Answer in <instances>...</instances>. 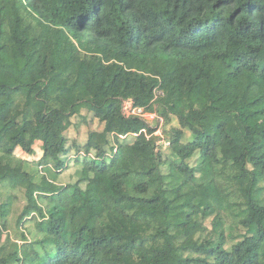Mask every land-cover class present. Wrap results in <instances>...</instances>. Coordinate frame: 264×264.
<instances>
[{
    "label": "trees",
    "instance_id": "trees-1",
    "mask_svg": "<svg viewBox=\"0 0 264 264\" xmlns=\"http://www.w3.org/2000/svg\"><path fill=\"white\" fill-rule=\"evenodd\" d=\"M263 193L264 0H0V264H264Z\"/></svg>",
    "mask_w": 264,
    "mask_h": 264
},
{
    "label": "rangeland",
    "instance_id": "rangeland-1",
    "mask_svg": "<svg viewBox=\"0 0 264 264\" xmlns=\"http://www.w3.org/2000/svg\"><path fill=\"white\" fill-rule=\"evenodd\" d=\"M82 116L83 117H86L88 116L86 122H84L83 118L82 117H73L72 118V126L70 127V129L66 132V137L69 138V140H73V139H76V140H79L82 144L85 142V139L87 137V134L89 133L90 130H93V129H101L102 126L100 125V123H98L97 121L95 120H91V117H90V114L86 112V110H83V113H82ZM171 119V122L169 124L166 125V133H164V128L163 130H161L162 134L164 137H168L167 133H168V130L170 127H172L174 124L176 125V120L175 118H170ZM155 121H152V124L155 126ZM174 125V126H175ZM34 148V155H26L24 153H22L20 151V148L16 149L15 150V153L19 156H26V157H32L34 159L37 160V158H39L41 156V151L39 149V146L38 144H34L33 146ZM71 169H66L64 171V176H69V174L71 173ZM264 195V193H263ZM19 196V195H17ZM20 199L17 200V202H19ZM18 208V205L17 204H14V210ZM15 225V219L13 220V222L11 223V226L4 232L6 235H10L13 237V238H18L19 234L15 233V231L12 229ZM19 232L23 233L25 235V237L27 238V240H34V236H39V234L37 233V227L35 226V223H29V222H25L24 225H19ZM40 237V236H39ZM21 243V242H20Z\"/></svg>",
    "mask_w": 264,
    "mask_h": 264
},
{
    "label": "built area",
    "instance_id": "built-area-1",
    "mask_svg": "<svg viewBox=\"0 0 264 264\" xmlns=\"http://www.w3.org/2000/svg\"><path fill=\"white\" fill-rule=\"evenodd\" d=\"M160 94H162L161 91L156 90L154 97L152 99L155 100ZM121 112L124 117H138L142 120H144L146 123H148L151 127L154 128L153 135L156 137L155 140V146L156 150L161 151L162 153L166 151L171 146V141L167 137H164L161 130L166 129L164 118L161 114H159L158 109L154 111L147 110L146 108L142 106H137L134 104V101L132 98H126L121 100ZM158 106L157 104H154L153 107ZM152 121H155V126L152 124ZM163 130V131H164ZM141 132L146 134V129L140 130L138 133H132L133 135H138ZM111 135H117L114 133H111ZM118 136V135H117ZM126 135H120L118 137L124 138ZM148 138L150 135H146ZM114 151H116V147L114 148Z\"/></svg>",
    "mask_w": 264,
    "mask_h": 264
},
{
    "label": "crops",
    "instance_id": "crops-1",
    "mask_svg": "<svg viewBox=\"0 0 264 264\" xmlns=\"http://www.w3.org/2000/svg\"><path fill=\"white\" fill-rule=\"evenodd\" d=\"M175 125V124H174ZM173 125V126H174ZM176 125H177V123H176ZM97 131H100V130H97ZM118 135V134H117ZM114 136H116V135H111V133H110V137H112V138H114ZM118 136H120V135H118ZM120 138V137H119ZM122 139V138H121Z\"/></svg>",
    "mask_w": 264,
    "mask_h": 264
},
{
    "label": "bare ground",
    "instance_id": "bare-ground-1",
    "mask_svg": "<svg viewBox=\"0 0 264 264\" xmlns=\"http://www.w3.org/2000/svg\"><path fill=\"white\" fill-rule=\"evenodd\" d=\"M153 108H154V110H155V107H153ZM154 110H153V111H154Z\"/></svg>",
    "mask_w": 264,
    "mask_h": 264
}]
</instances>
